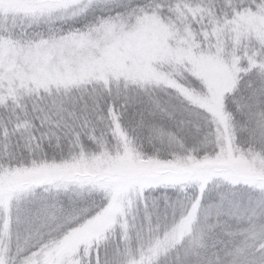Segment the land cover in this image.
Returning <instances> with one entry per match:
<instances>
[{
    "label": "snow or ice",
    "instance_id": "obj_1",
    "mask_svg": "<svg viewBox=\"0 0 264 264\" xmlns=\"http://www.w3.org/2000/svg\"><path fill=\"white\" fill-rule=\"evenodd\" d=\"M0 264H264V0H0Z\"/></svg>",
    "mask_w": 264,
    "mask_h": 264
}]
</instances>
